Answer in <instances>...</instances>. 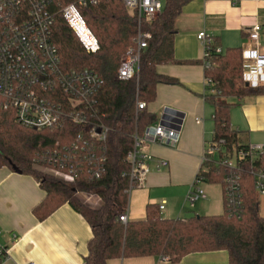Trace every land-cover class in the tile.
I'll return each instance as SVG.
<instances>
[{
	"label": "trees",
	"instance_id": "1",
	"mask_svg": "<svg viewBox=\"0 0 264 264\" xmlns=\"http://www.w3.org/2000/svg\"><path fill=\"white\" fill-rule=\"evenodd\" d=\"M78 1L53 0L57 12L53 39L64 69H88L104 80L98 104L110 131L104 142L85 152L89 156L95 154L98 165L85 163V175L71 184L55 178L47 171L52 165L45 163V158L75 143L80 131L74 128L37 131L18 124L12 112L0 110V168L13 170L15 167L40 183L46 197L33 209L39 221L46 220L65 204L87 221L92 238L87 245L84 264L144 257L177 263L191 254L218 251L228 253L229 264H264V216L260 213L261 203L249 162H242L240 205L234 211L225 194L227 172L217 165L220 159L237 158L240 151L249 147L243 133L231 125L235 104L230 100L264 96V85L250 86L245 81L243 51L231 48L223 54L212 53L208 58L210 67L205 69L206 79L212 84L207 88L205 100L214 108V138L210 144L218 153L208 155L209 161L205 164L208 172L203 182L222 187L223 214L166 220L159 208L151 205L144 220L128 221L125 225L118 218L127 211L131 186L126 176L130 170L126 159L134 146V134L143 135L156 122V117L147 111V105L155 101L157 86L178 84L177 80L160 75L157 68L177 63L175 23L183 8L193 0H166L156 21L142 23V31L152 37L141 55L139 77L127 81L119 79L118 70L138 35L136 14L129 12L120 0H103L97 6L80 7L100 44V51L90 55L58 13L60 6ZM216 47L218 44L214 41L212 50ZM138 103H145L146 108L138 110ZM259 162L264 166V157L255 164H261ZM99 167L105 172L96 178ZM81 192L98 195L102 205L89 206L78 196Z\"/></svg>",
	"mask_w": 264,
	"mask_h": 264
},
{
	"label": "crops",
	"instance_id": "2",
	"mask_svg": "<svg viewBox=\"0 0 264 264\" xmlns=\"http://www.w3.org/2000/svg\"><path fill=\"white\" fill-rule=\"evenodd\" d=\"M260 25V53L264 56V0H193L177 18L174 54L177 63L161 65L157 72L177 80L176 85L160 84L147 111L158 125L166 109L183 115L176 147L145 142L142 151L151 157L143 188L129 195V222L142 221L148 206H157L166 220L223 214V190L218 185L199 183L206 199L192 207L187 201L202 167L205 148L214 138V108L207 94L205 50L197 36L204 31L222 52L240 48L253 50L249 31ZM246 83L264 85V72L249 69ZM231 125L243 133L249 145H264V96L232 99ZM180 120V118H178ZM176 127V124H170ZM46 197L32 176L0 168V264H84L92 230L87 221L65 204L44 221L33 209ZM98 208L102 203L93 200ZM163 206L164 209H160ZM107 264H229L225 251L196 253L177 263L158 257L110 260Z\"/></svg>",
	"mask_w": 264,
	"mask_h": 264
},
{
	"label": "built area",
	"instance_id": "3",
	"mask_svg": "<svg viewBox=\"0 0 264 264\" xmlns=\"http://www.w3.org/2000/svg\"><path fill=\"white\" fill-rule=\"evenodd\" d=\"M101 1L79 0L58 8V13L90 55L100 51V44L83 18L80 7L97 6ZM120 1L129 12L136 14L139 22L134 45L126 51L118 70L119 79L127 81L139 77L141 55L152 37L150 33L142 31V23L156 21L164 6L160 0ZM56 13L53 0H0V110L12 112L18 124L37 131H62L67 128L80 131L75 143L49 154L50 157L44 160L52 165L47 171L64 183L71 184L85 175V163L98 165L95 154L89 156L85 152L90 151L95 144L104 142L110 129L103 121L98 104L104 80L88 69L67 71L63 67L53 39ZM260 32L261 27L257 25L248 34L254 48L243 52L245 81L250 74V67L257 75L264 72ZM197 38L205 50L203 65L207 69L210 67V55L223 52L219 47L212 50L214 40L206 32H200ZM211 86V82L206 79V87ZM137 107L138 110H144L146 104L138 103ZM133 138L134 146L126 159L130 167L126 174L131 182L129 195L133 189L144 187L149 174L148 162L151 157L143 153V144L150 142L176 147L180 131L176 127L158 124L149 126L143 135L136 132ZM216 153L217 148L211 144L206 146L202 167L187 196L192 207L197 201L206 199L205 192L196 185L204 181V174L208 172L205 166L209 161L208 155ZM263 157L264 145L259 144L249 145L246 150L238 153L237 158L218 161L217 165L227 172L225 194L232 211L240 205V180L244 161L249 162L259 199L264 198V166L262 162L255 164ZM104 172V168L99 167L95 177L100 178ZM78 196L93 206L97 205L94 199L103 203L96 194L81 192ZM160 209L164 207L160 206ZM118 220L126 225L127 212L120 215Z\"/></svg>",
	"mask_w": 264,
	"mask_h": 264
},
{
	"label": "water",
	"instance_id": "4",
	"mask_svg": "<svg viewBox=\"0 0 264 264\" xmlns=\"http://www.w3.org/2000/svg\"><path fill=\"white\" fill-rule=\"evenodd\" d=\"M178 118H180V120ZM181 118H183V115H181L180 113L171 109H166L159 124L161 126H171L170 124H176V128L180 130V126L182 124ZM13 170L16 173L21 174V172L17 168L13 167Z\"/></svg>",
	"mask_w": 264,
	"mask_h": 264
},
{
	"label": "rangeland",
	"instance_id": "5",
	"mask_svg": "<svg viewBox=\"0 0 264 264\" xmlns=\"http://www.w3.org/2000/svg\"><path fill=\"white\" fill-rule=\"evenodd\" d=\"M160 1H161L162 5L164 6L166 0H160ZM231 100H232V99H231ZM220 187H221V186L218 185L216 188L219 190ZM79 197H81V196H79ZM81 199H83V198L81 197ZM83 201L85 202L84 199H83ZM260 203H261V206H260V213H261L262 216H264V198H260Z\"/></svg>",
	"mask_w": 264,
	"mask_h": 264
}]
</instances>
